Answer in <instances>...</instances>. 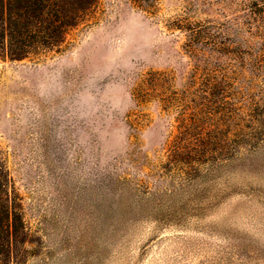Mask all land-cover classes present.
<instances>
[{"label":"rangeland","instance_id":"rangeland-1","mask_svg":"<svg viewBox=\"0 0 264 264\" xmlns=\"http://www.w3.org/2000/svg\"><path fill=\"white\" fill-rule=\"evenodd\" d=\"M19 264H264V0H98L0 61Z\"/></svg>","mask_w":264,"mask_h":264},{"label":"trees","instance_id":"trees-1","mask_svg":"<svg viewBox=\"0 0 264 264\" xmlns=\"http://www.w3.org/2000/svg\"><path fill=\"white\" fill-rule=\"evenodd\" d=\"M98 0H0V61L58 53ZM22 206L0 159V264H19L26 243Z\"/></svg>","mask_w":264,"mask_h":264}]
</instances>
